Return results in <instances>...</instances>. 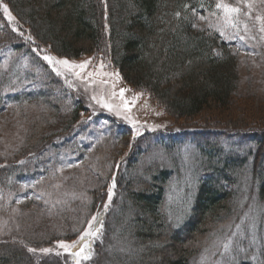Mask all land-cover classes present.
Instances as JSON below:
<instances>
[{"label": "rangeland", "instance_id": "obj_1", "mask_svg": "<svg viewBox=\"0 0 264 264\" xmlns=\"http://www.w3.org/2000/svg\"><path fill=\"white\" fill-rule=\"evenodd\" d=\"M220 2L248 11L243 0H217L212 8L196 4L192 18L197 28L217 36L235 54L238 84L227 110H204L191 123L228 125L246 120L264 124V32L260 31L262 21L256 19L264 17V0H253L250 15L240 16L239 31L225 24L223 10L216 7ZM2 4L6 3L0 0ZM0 17L12 31H19L16 20L9 21L2 7ZM2 25L0 19V30ZM30 44L22 49L12 44L0 48V157L17 154L19 158L18 171L0 187V240L52 241L53 248L64 252L57 241L78 239L89 215V191L102 187L108 179L113 181L114 166L129 153L132 142L144 151L135 168L145 171L152 164L175 170L166 186L165 213L173 227H181L191 213L199 181L210 176V170H204L209 162L208 145L215 144L224 153L244 151L243 145L226 137L213 143L206 138L179 139L178 127L183 121L151 105L120 74L104 75L119 73L117 69L83 55L66 58L77 65L90 61L83 70L55 66L62 73L57 75L54 65L43 57H65ZM121 89L125 90L123 99ZM93 96L111 108L103 107ZM146 133L151 136L141 140ZM162 136L165 143L159 141ZM249 163L250 158L235 168L233 184L224 183L227 191H234L233 213L203 243L192 264H264V197L258 192L264 159L256 179ZM110 238L104 264H125L126 259L119 257L129 249ZM224 244L229 245L227 250ZM76 259L72 256L71 264Z\"/></svg>", "mask_w": 264, "mask_h": 264}, {"label": "trees", "instance_id": "obj_2", "mask_svg": "<svg viewBox=\"0 0 264 264\" xmlns=\"http://www.w3.org/2000/svg\"><path fill=\"white\" fill-rule=\"evenodd\" d=\"M2 1L16 17L19 31H12L0 17V48L12 44L22 49L34 43L58 57L100 59L117 69L123 81L151 105L183 121L178 127L179 139L206 138L213 143L226 137L246 148L236 154L234 149L224 153L215 144L208 145L209 162L204 170L209 169L210 176L199 181L191 213L178 228L165 213L166 186L175 170L152 164L145 171L135 168L144 152L136 142L114 166L113 181L108 179L102 187L89 191V215L80 228L87 227L89 216H96L93 223L100 232L91 241L92 258L81 259V263L104 264L106 244L114 237L129 249L119 257L126 259L125 264H192L203 243L233 213L234 191H227L224 183H234L233 171L248 158L256 179L264 159V124L246 120L228 125L191 123L204 110H227L238 84L235 54L193 22L191 10L196 4L212 8L217 0ZM147 136L151 135L146 133L141 140ZM159 139L165 143L163 136ZM18 159L17 154L0 157V187L18 171ZM261 175L258 192L264 197ZM51 243L1 239L0 264H71L72 255L56 250ZM29 248L37 251L29 252ZM42 248L52 252L42 253Z\"/></svg>", "mask_w": 264, "mask_h": 264}, {"label": "snow or ice", "instance_id": "obj_3", "mask_svg": "<svg viewBox=\"0 0 264 264\" xmlns=\"http://www.w3.org/2000/svg\"><path fill=\"white\" fill-rule=\"evenodd\" d=\"M245 3V6L248 8L247 12L242 11V8L239 6H230L228 4H224L222 2L217 3L216 7L217 9H222L224 13V22L226 25H230L232 28L237 29L239 31L238 25L241 23L240 16H249L251 13V10L253 8V0H243ZM0 7L3 8L4 15L7 17L9 21H15L16 17L12 15L11 11L8 8L7 4H2ZM201 19H204V17H201ZM257 20H261V28L260 31L264 32V17L256 16ZM245 31L248 30V25L244 24ZM13 31H16V29H13ZM22 34V33H21ZM221 35H224V32L221 31ZM28 39H32L31 36L27 37ZM240 39H244L243 36L240 37ZM45 61H47L49 64L54 65L53 71L57 73V75H61L62 73L59 71L58 67L55 66H63L64 68L71 71L74 68H79L83 70L90 61H84L80 64L70 63L69 60L66 58L57 59L55 56L51 55H45L43 57ZM103 67V65H101ZM75 75L80 76V72H76ZM89 75H92L89 73ZM104 75H115L116 77H119V73H104ZM124 89H121L120 96L123 99L124 96ZM141 94H137L139 96ZM93 99L97 101V103H101L103 107L111 108L110 105L103 102L102 99H98L96 96H93ZM127 101H125V105H127ZM111 198V189H109V199ZM107 206V205H105ZM97 217L93 216L91 220L87 222V228L83 230V232L80 234L77 240L72 241L71 243L65 242L63 240L57 241V245L59 248L63 249L64 253L71 252V255L76 259L75 264H80L81 259L83 260H90L92 258V248H91V241L93 238L97 236V234L100 232V228L96 227L93 222L97 221ZM228 244H224L225 250L228 249ZM79 248L78 251H72V249ZM29 252L35 253L37 249L35 248H29ZM42 253H51V248H42L39 250ZM56 255H61V253L57 252Z\"/></svg>", "mask_w": 264, "mask_h": 264}]
</instances>
